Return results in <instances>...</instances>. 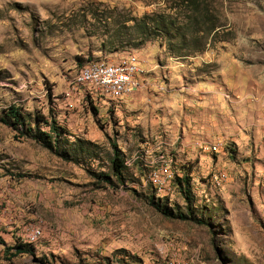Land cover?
Instances as JSON below:
<instances>
[{
    "label": "rangeland",
    "instance_id": "obj_1",
    "mask_svg": "<svg viewBox=\"0 0 264 264\" xmlns=\"http://www.w3.org/2000/svg\"><path fill=\"white\" fill-rule=\"evenodd\" d=\"M203 1L216 35L139 44L142 21L187 23L185 0H0V119L24 115L0 121V264H264V0ZM129 54L131 95L70 88L87 61ZM78 139L91 148L68 150ZM161 157L172 176L155 184Z\"/></svg>",
    "mask_w": 264,
    "mask_h": 264
},
{
    "label": "built area",
    "instance_id": "obj_2",
    "mask_svg": "<svg viewBox=\"0 0 264 264\" xmlns=\"http://www.w3.org/2000/svg\"><path fill=\"white\" fill-rule=\"evenodd\" d=\"M143 70L140 63L132 54L122 56L115 62L90 61L82 66L70 81V88L86 87L94 95L110 100H121L131 95L139 87V76ZM171 173V160L161 157L159 165L151 172L150 179L160 184L169 179ZM42 235L39 223L27 229L24 241L28 244L36 242ZM166 264H199L196 261L185 263Z\"/></svg>",
    "mask_w": 264,
    "mask_h": 264
},
{
    "label": "trees",
    "instance_id": "obj_3",
    "mask_svg": "<svg viewBox=\"0 0 264 264\" xmlns=\"http://www.w3.org/2000/svg\"><path fill=\"white\" fill-rule=\"evenodd\" d=\"M187 7L189 8L188 13V20L187 23L184 25H175L170 20H164V19H150V23L147 22H140L137 24L135 28L142 31L143 33V39H141L139 44H144L148 40V38L152 34H165V35H179L183 40L187 33L190 35L193 34H210V35H216L217 34V28L216 26L212 25L211 19H210V11L207 9V3L203 0H185L184 2ZM90 62V61H87ZM86 62V63H87ZM36 122L39 123L41 121H44L43 117H36ZM0 121L14 129H16V126L23 124L24 121V115L20 112V110L15 107L14 105H10L4 113V117L0 119ZM45 124H48L47 121H44ZM39 126V125H38ZM49 127V134H54V138H59V132L58 127H53L52 124H48ZM48 133H38L37 137L41 138V136H45L47 139L50 138V135ZM55 143H58L55 141ZM76 144V145H75ZM91 143H87L85 140L78 139L76 143H72V145L68 146V150H71L72 152L77 151H88V148H91ZM77 146V148H75ZM111 153L110 156V164H111V173L114 175L117 179L122 176L124 173L126 166L124 164V157L122 153L119 151V149L116 147L115 144L111 145ZM77 153V152H76ZM100 179H105L108 181V177L104 176L103 174L99 175ZM186 182V178H184ZM176 180L179 183H182V181L178 178ZM165 214V212L163 213ZM28 244V243H27ZM30 245V244H28ZM13 250V252L10 253L11 257H15L22 253H29L30 250H28L26 245L17 244L12 247H7V251Z\"/></svg>",
    "mask_w": 264,
    "mask_h": 264
}]
</instances>
